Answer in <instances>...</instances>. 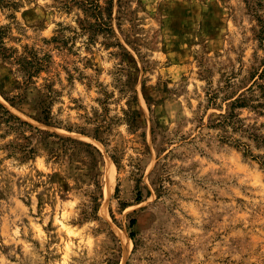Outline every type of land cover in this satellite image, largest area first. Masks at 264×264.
I'll use <instances>...</instances> for the list:
<instances>
[{
    "label": "rangeland",
    "instance_id": "rangeland-1",
    "mask_svg": "<svg viewBox=\"0 0 264 264\" xmlns=\"http://www.w3.org/2000/svg\"><path fill=\"white\" fill-rule=\"evenodd\" d=\"M15 1L0 264H264V0Z\"/></svg>",
    "mask_w": 264,
    "mask_h": 264
},
{
    "label": "trees",
    "instance_id": "trees-1",
    "mask_svg": "<svg viewBox=\"0 0 264 264\" xmlns=\"http://www.w3.org/2000/svg\"><path fill=\"white\" fill-rule=\"evenodd\" d=\"M5 2L7 4L6 6H16L17 4L15 0H5ZM2 32H3V27H0V38ZM259 37H260L261 45L264 48V24L262 26L261 34ZM251 76H252L251 79H253V83L244 92H241L237 96H235V98L229 104L228 111L225 114L220 115L223 120V125H228V124L235 125L237 120H239L238 115L236 113L237 108L251 106L253 108L264 109V62L262 63V66L260 68H258L256 71L251 73ZM254 100H257V102H254ZM0 108H2L10 116L20 120L19 117L11 113L10 110L7 109V107L1 103H0ZM21 122L26 123L24 121ZM261 142L264 144V137ZM247 152L249 151L245 150V153ZM131 237L133 238L132 233H131Z\"/></svg>",
    "mask_w": 264,
    "mask_h": 264
},
{
    "label": "bare ground",
    "instance_id": "bare-ground-1",
    "mask_svg": "<svg viewBox=\"0 0 264 264\" xmlns=\"http://www.w3.org/2000/svg\"><path fill=\"white\" fill-rule=\"evenodd\" d=\"M106 177H107V181L108 183L113 179V171H111V169H108L107 170V173H106ZM108 185V184H107ZM106 194L109 195V188L108 186H106ZM129 237V236H128ZM129 240H131V238L129 237L128 238ZM129 240H125L124 242V245H125V248L126 250H130L131 248V241L129 242ZM128 241V242H127Z\"/></svg>",
    "mask_w": 264,
    "mask_h": 264
}]
</instances>
